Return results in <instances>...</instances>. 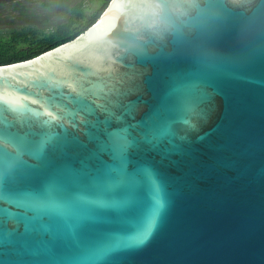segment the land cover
Returning <instances> with one entry per match:
<instances>
[{
    "label": "water",
    "instance_id": "water-1",
    "mask_svg": "<svg viewBox=\"0 0 264 264\" xmlns=\"http://www.w3.org/2000/svg\"><path fill=\"white\" fill-rule=\"evenodd\" d=\"M0 264H264V0H111L0 66Z\"/></svg>",
    "mask_w": 264,
    "mask_h": 264
},
{
    "label": "trees",
    "instance_id": "trees-1",
    "mask_svg": "<svg viewBox=\"0 0 264 264\" xmlns=\"http://www.w3.org/2000/svg\"><path fill=\"white\" fill-rule=\"evenodd\" d=\"M110 2L103 0L100 7L88 16L86 3L80 1L71 8L66 22L48 32L31 28L0 36V66L33 59L75 39L97 22Z\"/></svg>",
    "mask_w": 264,
    "mask_h": 264
},
{
    "label": "rangeland",
    "instance_id": "rangeland-1",
    "mask_svg": "<svg viewBox=\"0 0 264 264\" xmlns=\"http://www.w3.org/2000/svg\"><path fill=\"white\" fill-rule=\"evenodd\" d=\"M80 1L86 3L89 16L103 0H0V36L31 28L48 32L66 22Z\"/></svg>",
    "mask_w": 264,
    "mask_h": 264
}]
</instances>
